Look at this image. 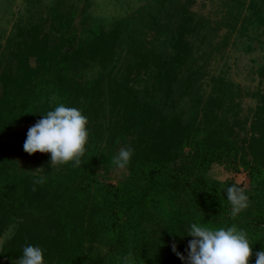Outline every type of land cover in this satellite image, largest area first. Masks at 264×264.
Returning <instances> with one entry per match:
<instances>
[{
    "label": "trees",
    "instance_id": "obj_1",
    "mask_svg": "<svg viewBox=\"0 0 264 264\" xmlns=\"http://www.w3.org/2000/svg\"><path fill=\"white\" fill-rule=\"evenodd\" d=\"M250 7L254 23L264 24V0ZM177 10L154 18L157 37L146 47L135 35L123 41L116 26L88 35L85 20L75 25L74 17L53 9L59 36L51 39L33 25L10 52L0 75V238L14 233L2 248L3 264H18L30 244L44 249L45 264H118L129 252L137 264H184L171 245L186 256L194 222L244 229L253 245L250 264L264 251V63L257 106L238 139L221 115L233 110V100L225 108L227 94L197 92L202 77L194 70L191 38L199 24L187 6ZM120 78L129 85L118 86ZM145 79L155 82L141 95L136 87ZM184 97L188 109L179 104ZM59 104L81 109L89 121L79 167L26 153V138L14 134ZM108 133L118 145H102ZM9 144L26 159L22 166ZM124 148L133 156L126 178L114 184L112 160ZM214 166L245 173L247 187L214 179ZM39 177L43 184L35 182ZM233 184L248 197L235 217L226 195Z\"/></svg>",
    "mask_w": 264,
    "mask_h": 264
},
{
    "label": "rangeland",
    "instance_id": "obj_2",
    "mask_svg": "<svg viewBox=\"0 0 264 264\" xmlns=\"http://www.w3.org/2000/svg\"><path fill=\"white\" fill-rule=\"evenodd\" d=\"M252 1L254 0H0V75L10 52L27 38V31L33 25H41L43 33H49L51 39L59 36L61 30H58L59 24L55 22L57 15L53 13V9L62 10V14L69 18L74 17L75 25L85 20L83 29L88 35L100 34L101 30L111 31L116 26L126 43L127 34H131L136 38H144L145 46L151 47L157 37L154 18L169 13L174 15L179 12L177 9L180 6H187L194 22L199 24V32L193 34L191 38L194 70L199 71L202 77L197 92L201 91L205 98L210 95L216 98L221 97L223 93L227 94L225 108H228L233 100L235 110L233 108L232 111L221 115H225L229 120L237 138L242 139L249 129L257 106L256 95L262 89L259 70L264 63V24L254 23L255 17L250 7ZM88 3L90 7L83 18L82 14L86 12ZM71 12H76L75 16H70ZM52 24L57 25L56 29H52ZM99 71L97 68V73ZM121 79L118 86L129 85L121 82ZM154 82L145 79L143 83L137 84L136 89L143 95L146 85L150 86ZM187 99L184 97L179 104L183 106L186 102L188 109L190 104ZM129 100H125L126 105ZM234 120L238 121L239 125H235ZM37 121L17 128L14 134L27 138L28 129ZM100 122L107 127L104 118ZM103 137L105 139L103 146L118 145L111 144V134ZM9 148L13 159H18L20 165L26 162L12 144H9ZM39 157H43L44 161L48 159L52 165L50 154L40 153ZM32 166L38 170L41 168L39 165ZM126 176L125 169H118L112 174L111 181L117 184ZM211 176L221 182L234 180L238 184L243 183L245 187L248 183L245 173L227 172L220 166L212 168ZM13 233V230L8 231L0 238V264L4 263L1 257L2 248Z\"/></svg>",
    "mask_w": 264,
    "mask_h": 264
},
{
    "label": "clouds",
    "instance_id": "obj_3",
    "mask_svg": "<svg viewBox=\"0 0 264 264\" xmlns=\"http://www.w3.org/2000/svg\"><path fill=\"white\" fill-rule=\"evenodd\" d=\"M42 116L28 129L24 151L30 155L50 154L53 166L71 163L79 167L90 136L87 116L81 109L64 104H59ZM132 156L131 148L121 149L113 157L112 163L118 169H124ZM35 182L43 184L44 177H39ZM226 195L235 217L246 206L248 197L235 184L227 187ZM187 237L192 239L185 250L186 256L179 252L175 243L171 245L172 251L184 264H250L253 257V245L248 233L235 224L216 228L207 223L194 222L188 226ZM18 264H45L44 249L31 244L25 246ZM118 264H137L135 254L129 252L120 256ZM254 264H264V251L255 253Z\"/></svg>",
    "mask_w": 264,
    "mask_h": 264
}]
</instances>
